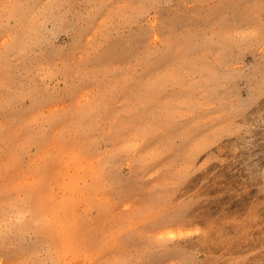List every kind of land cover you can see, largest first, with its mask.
Here are the masks:
<instances>
[{
  "label": "rangeland",
  "instance_id": "1",
  "mask_svg": "<svg viewBox=\"0 0 264 264\" xmlns=\"http://www.w3.org/2000/svg\"><path fill=\"white\" fill-rule=\"evenodd\" d=\"M0 264H264V0H0Z\"/></svg>",
  "mask_w": 264,
  "mask_h": 264
}]
</instances>
